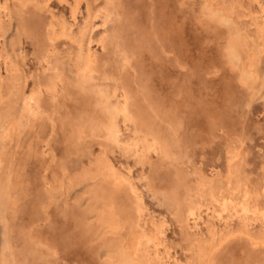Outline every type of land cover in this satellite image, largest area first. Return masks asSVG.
I'll return each mask as SVG.
<instances>
[{"label": "rangeland", "instance_id": "rangeland-1", "mask_svg": "<svg viewBox=\"0 0 264 264\" xmlns=\"http://www.w3.org/2000/svg\"><path fill=\"white\" fill-rule=\"evenodd\" d=\"M0 264H264V0H0Z\"/></svg>", "mask_w": 264, "mask_h": 264}]
</instances>
